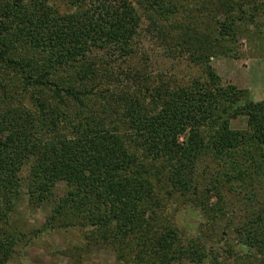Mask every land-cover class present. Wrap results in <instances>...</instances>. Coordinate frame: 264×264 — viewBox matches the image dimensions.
I'll list each match as a JSON object with an SVG mask.
<instances>
[{
  "label": "trees",
  "instance_id": "trees-1",
  "mask_svg": "<svg viewBox=\"0 0 264 264\" xmlns=\"http://www.w3.org/2000/svg\"><path fill=\"white\" fill-rule=\"evenodd\" d=\"M263 10L264 0H0V264L26 240L11 222L25 200L51 205L42 232H84L75 261L108 245L120 264H264V102L223 85L211 63L236 55ZM147 34L195 75L154 71ZM63 181L72 188L55 204ZM180 206L204 217L188 242Z\"/></svg>",
  "mask_w": 264,
  "mask_h": 264
},
{
  "label": "rangeland",
  "instance_id": "rangeland-1",
  "mask_svg": "<svg viewBox=\"0 0 264 264\" xmlns=\"http://www.w3.org/2000/svg\"><path fill=\"white\" fill-rule=\"evenodd\" d=\"M248 26L250 31L247 34H239L232 47L236 55L212 58L211 63L223 85L236 86L247 91L252 101L264 102V33L259 38L255 33L264 31V12L253 22L250 21ZM144 28H147L146 24ZM143 46L144 50L149 52L154 71L166 70L186 80L195 75L191 67L186 64L179 66L178 62L167 59L161 46L152 41L150 34L143 37ZM173 66H175L174 69ZM246 126V118H239L232 123V127L236 130H243ZM71 188L65 181L59 182L55 189V204L63 201ZM211 202H216V198H213ZM173 212L175 209H172ZM51 213V205L35 209L28 205L27 200L17 208L11 216V222L15 228L26 235V240L18 246L17 255L8 264H120L117 261L116 252L108 245L84 251L75 261L78 247L86 245L85 234L74 228L42 232L50 221ZM173 214L183 240L188 242L197 234L198 227L204 219L202 213L191 206H180ZM241 221L242 219L237 215L234 222L236 235H238L236 229L241 228ZM235 239L234 246L238 236ZM236 250L238 251L239 247ZM240 252L238 251L237 255Z\"/></svg>",
  "mask_w": 264,
  "mask_h": 264
}]
</instances>
